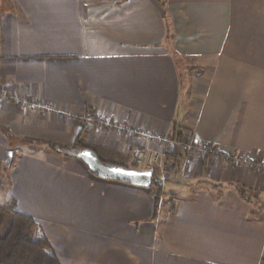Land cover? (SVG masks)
<instances>
[{
    "label": "crops",
    "instance_id": "obj_1",
    "mask_svg": "<svg viewBox=\"0 0 264 264\" xmlns=\"http://www.w3.org/2000/svg\"><path fill=\"white\" fill-rule=\"evenodd\" d=\"M0 91L58 110L0 104V205L61 264H264V172L228 158L264 160V0H0ZM90 113L220 155L167 149L156 209L51 152L79 139L130 165L136 139Z\"/></svg>",
    "mask_w": 264,
    "mask_h": 264
},
{
    "label": "built area",
    "instance_id": "obj_2",
    "mask_svg": "<svg viewBox=\"0 0 264 264\" xmlns=\"http://www.w3.org/2000/svg\"><path fill=\"white\" fill-rule=\"evenodd\" d=\"M5 102L12 103L32 112L55 113L58 111L48 102L34 101L26 96L0 91V104ZM83 120L87 125L93 123L100 127L112 128L123 136L135 138L137 144L132 149V159L139 166L145 167L147 170H152L154 172V179L161 183L163 187L169 177L166 164L167 149L172 153L180 155L194 153L207 158L220 155L215 149L212 150L211 146L192 140L182 141L171 134L155 133L128 124L105 120L94 113L86 115ZM228 158L234 165L242 164L246 168L264 172V160L254 158L243 159L239 155H232Z\"/></svg>",
    "mask_w": 264,
    "mask_h": 264
},
{
    "label": "trees",
    "instance_id": "obj_3",
    "mask_svg": "<svg viewBox=\"0 0 264 264\" xmlns=\"http://www.w3.org/2000/svg\"><path fill=\"white\" fill-rule=\"evenodd\" d=\"M180 140L188 141L183 132L178 135ZM48 147L61 152L66 149L55 143L47 142ZM74 148H91L104 162L124 165L133 169H139V165L132 159L130 165L107 161L103 158V149L99 146L87 144L77 140ZM213 150L214 148L211 147ZM175 156H177L175 154ZM155 197L156 209L159 206L163 194V185L154 179L150 186ZM246 194L245 191H240ZM10 219V220H9ZM9 221V230L5 235L2 232ZM40 226L30 215L19 212L15 209L14 202L8 206L0 205V264H61L53 247L45 235H39Z\"/></svg>",
    "mask_w": 264,
    "mask_h": 264
},
{
    "label": "water",
    "instance_id": "obj_4",
    "mask_svg": "<svg viewBox=\"0 0 264 264\" xmlns=\"http://www.w3.org/2000/svg\"><path fill=\"white\" fill-rule=\"evenodd\" d=\"M61 152L68 157L81 160L92 174L102 179L116 180L140 187H150L154 182V172L152 170H139L120 164L104 162L93 149L88 147L66 148Z\"/></svg>",
    "mask_w": 264,
    "mask_h": 264
},
{
    "label": "rangeland",
    "instance_id": "obj_5",
    "mask_svg": "<svg viewBox=\"0 0 264 264\" xmlns=\"http://www.w3.org/2000/svg\"><path fill=\"white\" fill-rule=\"evenodd\" d=\"M51 149V148H50ZM53 151V149H51V152ZM54 152V151H53ZM66 157V156H65ZM139 169H145V167H141V166H139ZM167 170H168V176H170V173H171V169H170V166L167 164ZM169 178V177H168ZM168 180V179H167ZM165 185H166V182H165ZM10 220V219H9ZM8 230H9V221L6 223V226H5V228H4V230H3V232H2V235H5L7 232H8Z\"/></svg>",
    "mask_w": 264,
    "mask_h": 264
}]
</instances>
